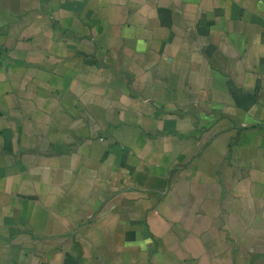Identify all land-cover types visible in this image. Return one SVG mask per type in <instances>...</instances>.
Masks as SVG:
<instances>
[{"label":"crops","instance_id":"0c3cea01","mask_svg":"<svg viewBox=\"0 0 264 264\" xmlns=\"http://www.w3.org/2000/svg\"><path fill=\"white\" fill-rule=\"evenodd\" d=\"M0 264H264V0H0Z\"/></svg>","mask_w":264,"mask_h":264},{"label":"built area","instance_id":"2783aa9c","mask_svg":"<svg viewBox=\"0 0 264 264\" xmlns=\"http://www.w3.org/2000/svg\"><path fill=\"white\" fill-rule=\"evenodd\" d=\"M4 56H5L4 48H3V45H2L1 40H0V67L3 64Z\"/></svg>","mask_w":264,"mask_h":264}]
</instances>
